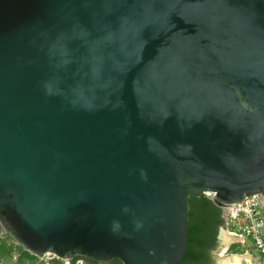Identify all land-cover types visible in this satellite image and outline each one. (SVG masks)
I'll use <instances>...</instances> for the list:
<instances>
[{
  "label": "water",
  "instance_id": "95a60500",
  "mask_svg": "<svg viewBox=\"0 0 264 264\" xmlns=\"http://www.w3.org/2000/svg\"><path fill=\"white\" fill-rule=\"evenodd\" d=\"M263 191L264 0H0V226L23 250L179 264L188 196Z\"/></svg>",
  "mask_w": 264,
  "mask_h": 264
},
{
  "label": "trees",
  "instance_id": "16d2710c",
  "mask_svg": "<svg viewBox=\"0 0 264 264\" xmlns=\"http://www.w3.org/2000/svg\"><path fill=\"white\" fill-rule=\"evenodd\" d=\"M187 223L188 248L179 264H214V260L208 252V245L212 243V240L214 241L219 228L224 225L222 209L218 206L216 201L205 195L188 196ZM1 230L2 228L0 226V231ZM239 245L240 243H232L229 250L235 253L241 251L239 250ZM12 251H16L21 256L35 257L15 244L10 237L5 234L0 240V260L2 256L10 255ZM76 258L95 262L79 255L74 257V259ZM55 261H58V259H53L51 262ZM58 262L56 263L62 264L60 260ZM101 264L123 263L119 259L113 258Z\"/></svg>",
  "mask_w": 264,
  "mask_h": 264
},
{
  "label": "built area",
  "instance_id": "2783aa9c",
  "mask_svg": "<svg viewBox=\"0 0 264 264\" xmlns=\"http://www.w3.org/2000/svg\"><path fill=\"white\" fill-rule=\"evenodd\" d=\"M204 195L215 201L214 193L205 192ZM261 204H263V201L260 195L255 194L245 197L238 203L226 205L224 214V229L226 233L236 236L237 240L241 239L243 241L248 239L252 242L256 250L264 252V239L262 237L261 227L259 226L262 222L260 210ZM5 234V231L2 229L0 231V240L5 236ZM234 242L235 241L232 243ZM51 256H53V259H58L62 263H65L56 256ZM69 263L70 261L68 264ZM73 264H83V260L77 259Z\"/></svg>",
  "mask_w": 264,
  "mask_h": 264
},
{
  "label": "rangeland",
  "instance_id": "374dc122",
  "mask_svg": "<svg viewBox=\"0 0 264 264\" xmlns=\"http://www.w3.org/2000/svg\"><path fill=\"white\" fill-rule=\"evenodd\" d=\"M261 197V196H260ZM263 204H261V224L259 226L262 230V237L264 239V197H261ZM234 243H240L239 250L236 253L238 254H247L249 256V259L242 258L240 259V264H264V252L256 250L252 242H250L248 239L245 240H236ZM232 244V243H231ZM230 244V245H231ZM229 245V247H230ZM223 248L221 247V250ZM221 254V251H220ZM231 254H235V252H231L229 249H227L225 252H223V256H228ZM3 258V262L0 264H57L55 262H51L53 260V256L46 254L42 258L38 257H27L25 255H19L16 251H12L10 255H4L1 257ZM59 263V262H58ZM68 264V263H66Z\"/></svg>",
  "mask_w": 264,
  "mask_h": 264
},
{
  "label": "bare ground",
  "instance_id": "6f19581e",
  "mask_svg": "<svg viewBox=\"0 0 264 264\" xmlns=\"http://www.w3.org/2000/svg\"><path fill=\"white\" fill-rule=\"evenodd\" d=\"M237 237L230 234V233H226L223 232L221 234V242L223 243L222 246V250L221 253H223V251L226 249L227 246H229L230 243H232L233 241H236ZM245 258V259H249V256H247V254H231L228 256H222L219 264H240V259Z\"/></svg>",
  "mask_w": 264,
  "mask_h": 264
},
{
  "label": "flooded vegetation",
  "instance_id": "af4514ba",
  "mask_svg": "<svg viewBox=\"0 0 264 264\" xmlns=\"http://www.w3.org/2000/svg\"><path fill=\"white\" fill-rule=\"evenodd\" d=\"M261 197H264V191L262 193V195H260ZM223 218H224V214H223ZM222 230L225 231L224 229V225L222 227L219 228L218 230V233L215 235V239L214 241L212 240V243H210L208 245V252L211 256V258H213L214 260V264H218V258L220 256V251H221V247L223 246V243L221 242V233H222ZM77 259H80V258H76L74 259V257L70 260V263L69 264H73V262ZM83 260V264H101L100 262H91V261H88V260ZM73 261V262H72Z\"/></svg>",
  "mask_w": 264,
  "mask_h": 264
},
{
  "label": "crops",
  "instance_id": "0c3cea01",
  "mask_svg": "<svg viewBox=\"0 0 264 264\" xmlns=\"http://www.w3.org/2000/svg\"><path fill=\"white\" fill-rule=\"evenodd\" d=\"M3 262V258L0 260V263ZM62 264H66V263H62Z\"/></svg>",
  "mask_w": 264,
  "mask_h": 264
},
{
  "label": "clouds",
  "instance_id": "9594fccd",
  "mask_svg": "<svg viewBox=\"0 0 264 264\" xmlns=\"http://www.w3.org/2000/svg\"><path fill=\"white\" fill-rule=\"evenodd\" d=\"M228 249H229V247H228Z\"/></svg>",
  "mask_w": 264,
  "mask_h": 264
}]
</instances>
